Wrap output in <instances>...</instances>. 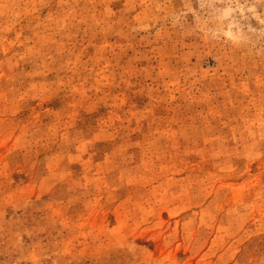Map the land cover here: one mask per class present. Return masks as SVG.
Wrapping results in <instances>:
<instances>
[{"label":"rangeland","instance_id":"1","mask_svg":"<svg viewBox=\"0 0 264 264\" xmlns=\"http://www.w3.org/2000/svg\"><path fill=\"white\" fill-rule=\"evenodd\" d=\"M0 264H264V0H0Z\"/></svg>","mask_w":264,"mask_h":264}]
</instances>
